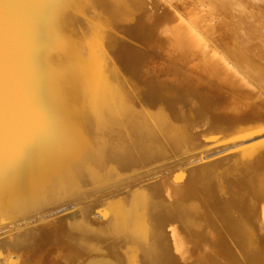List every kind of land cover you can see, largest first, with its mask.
I'll list each match as a JSON object with an SVG mask.
<instances>
[{
	"label": "bare ground",
	"instance_id": "obj_1",
	"mask_svg": "<svg viewBox=\"0 0 264 264\" xmlns=\"http://www.w3.org/2000/svg\"><path fill=\"white\" fill-rule=\"evenodd\" d=\"M172 1L0 0V264H264V0Z\"/></svg>",
	"mask_w": 264,
	"mask_h": 264
},
{
	"label": "rangeland",
	"instance_id": "obj_2",
	"mask_svg": "<svg viewBox=\"0 0 264 264\" xmlns=\"http://www.w3.org/2000/svg\"><path fill=\"white\" fill-rule=\"evenodd\" d=\"M172 2H173V5H174V6H176V7L178 6V9H179V10L182 9V6H181L182 4L180 3L181 0H174V1H172ZM194 15H196V16H194V19H195L196 21H197L198 19H199L198 21H200V22L202 21L201 19H202L203 17H201V15H200L198 12H197V13L194 12ZM198 15H199V16H198ZM197 16H198V17H197ZM219 29H220V32H219L220 35H219V36H222V37H220V38H221L220 40L222 41L221 43H223V42L225 43V40L227 39V35L223 34L224 32H223L222 30H224V29H223L222 27H220ZM222 34H223V35H222ZM229 38H230V37H229ZM231 40H232L231 38H230V39H227V40H226V43H230V44H231ZM228 41H229V42H228ZM232 43H234V42H232ZM239 74H243V72H240ZM124 127L126 128V125H125ZM123 142H125L124 139H123ZM120 143H121L120 145H121L122 147H124V146L122 145L123 143H122V142H120ZM125 143H126V142H125ZM131 146H133V145H131ZM131 146H130V147H131ZM131 148H132V147H131ZM133 149H135V148H133ZM138 151H139V150H138ZM142 156H144V154L137 155V157H142ZM124 164H125V163H124ZM125 166H126V165H125ZM168 166H169L168 164H167V165H164V168H163V169L167 168ZM124 169H126V168H124ZM171 170H172V169H171ZM109 171H110V170H109ZM234 171H235V170H234ZM117 174H118V172H117ZM151 177H153V176H151ZM138 178H140V176H137V175L134 176V177H132V178H131V177H126L125 181H123V182H124V183H128V182H131V181L133 182V181H136ZM158 178H159V177H157L156 179H158ZM156 179H155V178H154V179H149V181H150V182H152V181H156ZM83 182H84V183H83ZM83 182H82V183L84 184V186H86V187L88 188L87 184L85 183V180H84ZM123 182H122V184H123ZM133 183H135V182H133ZM88 189H89V188H88ZM102 194H103V193H102ZM101 196H102V195H101ZM101 196L99 197V201H100L102 204L104 203L103 205H105V204L107 203V195L104 193L103 196H104V197L106 196V197L104 198V197L102 196V198H104L105 200H104V199H100ZM102 200H104V201H102ZM71 206L73 207L74 204H72ZM72 210H74V209H72ZM90 214H91V216H92L95 220H97V221H103V220H104L103 217L100 215V213H99V211H98V209H97L96 207H92ZM101 260H102V261H101ZM100 261H101V262H100ZM102 262H104V261H103V258H101V259L98 260V263H99V264L102 263ZM70 264H71V263H70Z\"/></svg>",
	"mask_w": 264,
	"mask_h": 264
}]
</instances>
